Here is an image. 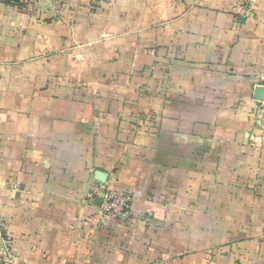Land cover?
Listing matches in <instances>:
<instances>
[{"label": "crops", "instance_id": "obj_1", "mask_svg": "<svg viewBox=\"0 0 264 264\" xmlns=\"http://www.w3.org/2000/svg\"><path fill=\"white\" fill-rule=\"evenodd\" d=\"M263 86L264 0H0L12 264H264Z\"/></svg>", "mask_w": 264, "mask_h": 264}, {"label": "built area", "instance_id": "obj_2", "mask_svg": "<svg viewBox=\"0 0 264 264\" xmlns=\"http://www.w3.org/2000/svg\"><path fill=\"white\" fill-rule=\"evenodd\" d=\"M256 117L259 121L264 120V101L257 100ZM101 198L100 209L104 214L128 219L132 216V201L133 197L128 191L116 190L106 184L95 187L88 195L91 203ZM13 255L11 251L10 241L3 232L2 219L0 217V264H12Z\"/></svg>", "mask_w": 264, "mask_h": 264}, {"label": "water", "instance_id": "obj_3", "mask_svg": "<svg viewBox=\"0 0 264 264\" xmlns=\"http://www.w3.org/2000/svg\"><path fill=\"white\" fill-rule=\"evenodd\" d=\"M262 93H263V94L256 93V94H255V98L258 99V100H263V101H264V86H263V88H262ZM101 202H102V199H101V198H98V199H97V203L100 205Z\"/></svg>", "mask_w": 264, "mask_h": 264}]
</instances>
